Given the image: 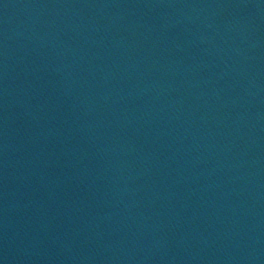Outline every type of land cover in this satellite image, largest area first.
Masks as SVG:
<instances>
[{
    "label": "water",
    "instance_id": "1",
    "mask_svg": "<svg viewBox=\"0 0 264 264\" xmlns=\"http://www.w3.org/2000/svg\"><path fill=\"white\" fill-rule=\"evenodd\" d=\"M176 0H0V264H68Z\"/></svg>",
    "mask_w": 264,
    "mask_h": 264
}]
</instances>
